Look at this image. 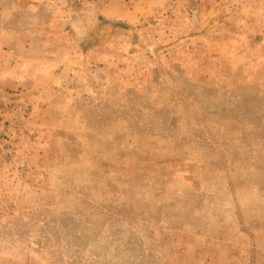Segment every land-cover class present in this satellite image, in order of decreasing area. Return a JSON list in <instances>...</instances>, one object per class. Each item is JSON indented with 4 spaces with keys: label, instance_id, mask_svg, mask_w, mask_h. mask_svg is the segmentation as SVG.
I'll list each match as a JSON object with an SVG mask.
<instances>
[{
    "label": "rangeland",
    "instance_id": "obj_1",
    "mask_svg": "<svg viewBox=\"0 0 264 264\" xmlns=\"http://www.w3.org/2000/svg\"><path fill=\"white\" fill-rule=\"evenodd\" d=\"M0 264H264V0H0Z\"/></svg>",
    "mask_w": 264,
    "mask_h": 264
}]
</instances>
